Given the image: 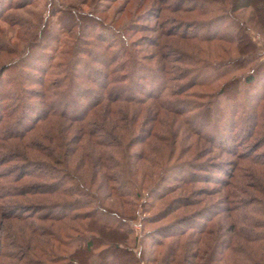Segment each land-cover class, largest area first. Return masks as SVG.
Returning a JSON list of instances; mask_svg holds the SVG:
<instances>
[{
	"label": "trees",
	"instance_id": "1",
	"mask_svg": "<svg viewBox=\"0 0 264 264\" xmlns=\"http://www.w3.org/2000/svg\"><path fill=\"white\" fill-rule=\"evenodd\" d=\"M29 1L10 0L4 7L0 0V19L17 35L13 46L0 31V55L15 56L0 61V104L11 98L21 102L39 99L33 113L24 108L35 103H22L15 119L12 112L0 114V166L17 163L14 170L0 171V180L20 183L0 187L6 190L0 193V201L8 198L0 205V229L4 230L5 220L19 224L14 237L7 240L18 253L14 256L23 264H259V260L264 264V248L259 245L264 244V139L256 138L246 151H240L225 133V123L214 132L206 130L207 123L201 128L191 125L188 114L193 111L207 115L211 122L224 119L218 107L222 96L230 98L225 88L233 80L225 81L218 92L206 97L208 101L197 92L192 95L199 99L182 98L192 87L209 86L200 77L197 66L204 65L197 53L218 57L219 62L209 69H221V77L237 65L241 67L236 70L246 69L257 60L260 48L250 34L255 28L264 33V0H150L148 4L143 0L147 7L134 20L149 13L158 20V28L152 29L156 35L146 41L153 48L149 55L138 53V42L128 41L124 30L102 18L59 7V12L67 11L77 20L78 14L86 22L93 20L88 26L108 32L117 49L108 53L112 46L103 43L99 31L90 35L87 44L98 40L96 49H81L75 42L71 59L54 62L58 56L50 45V53L31 55L37 61L25 63L31 50L39 46L46 22L39 27L30 19H15L5 12L23 9ZM167 10L214 15L204 20L169 19L162 17ZM248 11L247 18L238 15ZM220 19L222 26L216 32H202ZM168 23L172 25L167 27ZM226 24L233 33L222 31ZM75 26L79 23L62 32H71ZM52 40L60 39L52 34ZM17 47H22L18 55ZM234 52L241 57H221ZM176 63H187L190 68ZM258 66L245 74V82L255 80ZM85 77L95 88L82 82ZM65 83L66 89L59 90ZM67 88L72 91L67 93ZM25 118L30 122L23 123ZM18 124L22 127L13 129ZM255 134L246 132L244 140ZM200 139L209 147L197 149L203 154L196 155L194 145ZM186 141L189 147L183 151ZM191 149L195 150L193 160L201 161L183 158ZM213 150L234 158L208 159ZM247 159L252 167H240V160ZM174 170L178 172L171 174ZM200 182L222 184V188L189 187ZM253 191L261 198L256 199ZM206 192L223 193V197L203 207L207 208L205 219L197 222L202 211L185 212L184 208L194 206L196 198ZM167 196L161 209H145ZM136 206L143 208L141 213ZM221 216L230 223L220 225ZM218 217L217 226L214 220ZM188 220L199 226L190 234L182 227ZM149 224L158 225L146 229ZM133 226L140 228L139 237ZM148 238L152 239L150 248L144 243ZM256 251L263 252L260 259Z\"/></svg>",
	"mask_w": 264,
	"mask_h": 264
},
{
	"label": "rangeland",
	"instance_id": "2",
	"mask_svg": "<svg viewBox=\"0 0 264 264\" xmlns=\"http://www.w3.org/2000/svg\"><path fill=\"white\" fill-rule=\"evenodd\" d=\"M10 0H2V4L5 7L8 2ZM14 2L12 3H18L20 1V3L18 4H26L28 2V0H12ZM143 0H32L29 1L30 3H28L27 5H25V7H23V9H19V10H8L7 12H5L6 14H11L12 17H14L15 19L18 17L20 19H27V20H31L34 21L35 23H37V25L39 27H41L43 25V23L46 22V26L43 28V36L41 38V41L39 42V46L33 48L31 50V54L28 57V59H26L27 57V53L24 52L22 53V57L23 59L25 58V63H27V61L32 62V61H37L35 58L34 59H30L31 55L33 56H38L40 57L42 53H44L43 51H47V53H50V51L53 50V47L55 48L54 51L57 54V58L54 60V62H58L61 59H65V61L71 59L72 54H73V46L75 44V42L78 43V46L82 49H87V50H92V49H96V44L98 43V40H92L91 45L88 46L87 44L89 43V39L90 35H96L97 32L99 33V31L101 32V34H99V36L101 38H103V43H108L110 44L112 47L110 49H108V53H111L113 50L117 49V44H116V40L113 36H111L108 32H106L105 30H100L99 28H94V26H88V23H92L91 21L93 20H88L86 22L87 19H85V17H82V14H78L79 16V20L75 19L74 16L70 15L69 13H65L67 11H63V12H59L58 9L59 7L65 8V9H70L73 8L76 11H83V12H89L91 14H93L95 17L98 18H102L104 21V23L109 24L114 26L116 29H122L124 30L126 33V36L128 37V41H135L136 43L138 42V45H135V49L138 51V53L141 54H146L149 55V52L151 51L152 46H149L148 44H146V41L148 40V38L154 37L156 35V31L152 30L154 28H158V20H156L153 16H150L149 14H146V16L137 21L134 20L138 17V15L142 12V8L143 7H147L146 5L149 3L150 0H148L147 4L142 3ZM175 1V0H172ZM171 3V0H170ZM140 4H142V7L140 8ZM171 5V4H170ZM185 5H189V1L185 2ZM149 6V5H148ZM172 8H174V6H172ZM93 11V12H90ZM69 12V11H68ZM157 12V11H156ZM250 13V11H248L247 13H238V15L241 17H248V14ZM155 15V14H153ZM214 13H209V14H205L203 16H201L200 14H197V12H171V11H164L163 12V16L168 17L169 19H174V18H184V19H207L210 16H213ZM136 16V17H135ZM134 17V18H133ZM9 17L7 16L6 19H8ZM46 18V21H45ZM162 19V18H161ZM75 22L79 23V26H75L73 28V30L71 32H62V29H69ZM81 22V23H80ZM96 22V21H94ZM222 22L223 20H215L214 23H211L209 26V28L203 29L202 32H216L218 27L222 26ZM173 23V22H171ZM172 24L168 23L166 26H171ZM252 26V25H249ZM80 29L81 33L78 34L77 30L78 28ZM252 28H255L252 26ZM256 29V28H255ZM251 29V34L252 35V39L254 40V42L257 43L258 47L260 48L259 52L257 53V60L255 62H252L251 65H249L246 69H241L240 70H236L238 68L239 65H237L235 70H231L227 76H223L221 77L222 73H224L223 71L221 72V69H217L215 72H212V70H210L209 68H211V66L213 65V63H218L219 60L218 57L213 56L212 58L208 57L206 54L204 53H197V57L196 58H200L203 59V64L204 66H197L200 67L201 69V74L200 77L202 80H204L209 86L206 87H200V86H195L192 87L191 89L188 90V92L186 93V95L188 96H182L183 100L188 101L191 99H199V98H195L192 94L193 92H197V93H202L201 96H205L204 101H208V98L206 97H211V94L213 95L215 92H218V90L222 87V84L226 81H232L235 82L234 84H232L231 86H227L225 88L226 93L230 95L229 99H225V97H221V103L219 104L218 109H221V111L219 112V115L224 116L223 120L218 121H213L211 122V119H206L207 115H201V114H196V111L193 112H189L188 115H191L190 122L191 125L194 126L195 128H201L203 123H207V131L209 129L212 130V132H214V129H217L218 127H223V123H225V133H228L231 135L232 137V143H234L235 147L237 146L240 151H246L248 149V147H250L251 145H253L256 142V138L258 139H264V33L263 32H258L257 29ZM0 31H3L2 35H5L4 38H7L8 40H12V44L13 46H15V42L17 35L16 33H13V28H10V25L8 24V22L1 20L0 19ZM222 31H226L227 33H233V29L231 27H229L228 24L224 25L222 27ZM260 33L262 36H259ZM52 34L55 36H59V41H53L52 40ZM77 34L79 35V37L77 38ZM0 39L1 38L0 36ZM77 39V40H76ZM99 39V38H98ZM99 46H101L100 42L101 39H99ZM134 42V43H135ZM20 46L22 45V41L19 42ZM145 43V44H144ZM24 44V43H23ZM50 45H52V50L49 49ZM55 45V46H54ZM18 46V45H17ZM109 46V45H108ZM201 47H205L204 43L200 44ZM22 47H17L15 54H20L22 51ZM61 52V53H60ZM63 52V53H62ZM52 53V52H51ZM189 53L191 54V51H189ZM231 53V51H230ZM229 53V54H230ZM63 54V55H62ZM2 55V56H1ZM0 55V61H4V59L8 56H3V54ZM221 55H225V54H221ZM233 56V57H241L240 54L238 53H232L230 55H225V56H221L223 58H226L228 56ZM21 56V55H20ZM5 57V58H4ZM15 57L14 54L10 55L8 58L11 59ZM32 60V61H31ZM39 63H41L43 65V61H40ZM206 63V65H205ZM208 64V65H207ZM176 65H178V67L186 69V68H190V65L187 63H176ZM256 65L258 66L257 69H255L253 75L255 74V80L253 82H245L243 79H245V74L247 73H252V69H254L256 67ZM102 67V66H101ZM193 67V66H191ZM241 67V65L239 66ZM103 68V67H102ZM217 75V76H215ZM243 75V77L241 76ZM221 77V78H220ZM237 81H234V80ZM240 79V80H238ZM186 80H181L180 82H174L173 84L176 83H182L185 82ZM82 82L89 85L90 88H95L93 86V83L90 82L88 79H86V77L84 79H82ZM211 82V83H210ZM237 82V83H236ZM65 85H67L66 83L64 84V86H62V88H58L59 90L66 89ZM69 86V85H68ZM2 87V86H1ZM238 89V90H237ZM72 91V88L70 90V92ZM74 91V90H73ZM238 91H240L239 93H237ZM69 92V88H67V93ZM196 93V94H197ZM237 93V94H236ZM26 98V97H25ZM210 99V98H209ZM239 99V100H238ZM24 103L27 105V103H35L36 105H27L25 106V110L29 111L30 113H33V107L34 106H38L37 104H39V99H26V101H22L21 100H14V99H8V100H4L2 102V104H0V114L6 115V113L8 112H12V118L15 119L16 115L18 114L17 109L21 106V104ZM17 106V107H16ZM230 115V117H229ZM219 116V117H220ZM23 118V117H22ZM254 118V122L253 119ZM19 120V119H18ZM23 119H20V123L22 122ZM25 121L23 123H29L30 121L25 118ZM251 120H252V124H251ZM22 123V125H23ZM255 123H259L258 127H255ZM21 124H18L17 126H13V129H17V128H21L22 127ZM41 125V124H40ZM262 126V127H261ZM2 130V129H1ZM249 130V131H248ZM254 131L256 132V134L247 140H244L246 137V132H251ZM260 131V133H259ZM245 136V137H244ZM248 137V136H247ZM189 141L186 143H183V151H185L189 146H188ZM208 142L205 139H200L199 141H197L194 145L195 150L197 151V149H203L204 147H209L208 146ZM138 147V146H136ZM264 147V146H263ZM195 150L191 149L189 150V152L185 153V155L183 156L184 159H192L193 160V156H195ZM206 151V150H205ZM203 152L201 151H197L196 155H202ZM210 156V157H209ZM208 159L211 160H215L218 157L220 158H225V159H232L234 158L233 155L231 154H222L221 152H219L218 150H213L211 154H209ZM213 157V158H212ZM196 160V159H195ZM193 160V161H195ZM196 161H201V160H196ZM239 161V160H238ZM17 165L16 162H8L5 163L3 165L0 166V171H4V170H14L15 166ZM252 167L251 164L249 163V160H240V167ZM176 173L178 171L174 170L171 172V174ZM188 172V168H185L183 171V174L185 175V173ZM174 173V174H175ZM179 174L181 175V173L179 172ZM12 175H14V173L12 172ZM158 173L156 174V176L153 178L154 180L157 178ZM214 175H221L218 172H215ZM13 177V176H11ZM9 179V178H8ZM7 182L3 179L0 180V187H2V185H9L10 187L14 186V185H20V183L17 184H13V183H7ZM170 183H174L173 180H170ZM147 185H145L146 187ZM189 187H208L210 191L215 190L217 188H222V184H215L213 182H200V183H196L193 184ZM2 189V188H0ZM2 191H6V190H1L0 193ZM145 192V188H143V193ZM177 193V192H176ZM253 196H256L255 198H261L258 196L257 193H255L254 191L252 192ZM175 195V194H172ZM223 193L221 194H208L206 192V194H202L199 196V198H196L197 203L194 206H186L185 212H189L192 211L194 209H200L199 211H202L200 214V218H197V222L202 221L204 218V213H206L207 211V206L209 205H214L213 203H216L220 200ZM169 198V196H167L166 198H163L162 200H158L155 204V206H151V204H147L145 207V209H151L150 211H155V209H161L166 200ZM8 198L6 199H2V201H0V205H2L3 201H7ZM8 203V202H7ZM221 205H224V203H220ZM256 203L250 205V207L253 205H255ZM8 205L4 203V207ZM203 207H207V208H203ZM215 208V206H213ZM212 207V208H213ZM213 208V209H214ZM135 209H139V212L141 213L139 206H136ZM223 215V214H222ZM221 222L220 225L223 223V225H228L230 222V220L228 218H226V216H221ZM219 217L216 218L214 220L215 222H218V220L220 219ZM138 217L134 218V224L138 223ZM205 219V218H204ZM136 221V222H135ZM4 225L5 228L2 231V229H0V264H23V262H20L18 260V258H16L15 256H17L18 253H16V251L14 249H11L8 246V242L7 240H9L8 238H12L14 237V233H15V229L18 228V222L15 220H12L10 222H8L7 220L4 221ZM218 224L219 223H215ZM158 224H149L146 227V229H154L155 227H157ZM185 229H187L188 234L192 233L193 230H197V225H195L193 223V221L188 220L185 221V223L182 224ZM9 227V228H8ZM134 227V226H133ZM190 227V228H189ZM7 229V231H6ZM134 231L137 235V237H139L140 234V228L139 227H134ZM142 240V238L140 240H138V246H140V241ZM185 241V239H184ZM145 246L149 247L152 245V239H147L144 241ZM171 244V243H170ZM185 244V242H184ZM259 245L260 248H264V244L260 243ZM137 246V247H138ZM150 248V247H149ZM148 248V249H149ZM160 253H162V250H159ZM262 251H256V254L258 259H260L261 255H262ZM15 255V256H14ZM264 261V260H263ZM262 261V262H263ZM259 264H261V260H259Z\"/></svg>",
	"mask_w": 264,
	"mask_h": 264
}]
</instances>
